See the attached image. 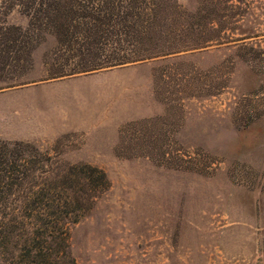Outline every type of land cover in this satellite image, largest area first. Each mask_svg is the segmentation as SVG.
<instances>
[{"label": "rangeland", "instance_id": "1", "mask_svg": "<svg viewBox=\"0 0 264 264\" xmlns=\"http://www.w3.org/2000/svg\"><path fill=\"white\" fill-rule=\"evenodd\" d=\"M52 1L0 0V264H264V0ZM175 5L219 31L171 50ZM56 6L148 56L52 74Z\"/></svg>", "mask_w": 264, "mask_h": 264}, {"label": "trees", "instance_id": "2", "mask_svg": "<svg viewBox=\"0 0 264 264\" xmlns=\"http://www.w3.org/2000/svg\"><path fill=\"white\" fill-rule=\"evenodd\" d=\"M48 5L49 6L56 5L55 0L48 3ZM58 11H59V7L58 6L54 7L55 14L47 22L48 25L50 24L49 26L51 27L54 26L56 30L54 33H49L50 35L53 36L55 42L57 44H61L62 46H64L63 48L65 47L70 48L77 44L80 45L85 44L87 47L78 49L76 55L74 54L75 50L70 48V50H68L69 51L68 56L62 57L63 63H61L62 64L61 69L53 72L52 74H55L57 76H62L65 74H72L75 72H81L88 69H96L104 66H110L128 61H134V60L142 59L145 56H148L147 54L142 55L139 53H135L134 56L120 55V52L123 51L122 45L124 44H121L122 41L120 42L119 40H112V42L110 43L111 44L110 47H108V45L105 46L106 42H103L104 39L102 40V38L104 37L103 32L100 30L94 31L92 29H89L91 26L99 27L101 25L96 18L91 19L92 21L91 23L88 21L84 22V24L86 25L88 24V26L90 27L87 29V31H84L83 33L80 32L76 34L68 29L65 30L63 29V27L66 28L68 26V28H70V26H72L71 24L73 23V20L71 18L67 19V17L63 18L61 15L57 14ZM136 13L137 12H134L133 10L128 11L127 17L124 20V22L128 23V25L126 24V27L128 28V32H131L129 34L133 37L140 38L139 33L141 32L138 31L139 30L138 28L142 26V24L141 25L139 24V26L137 27L135 24L130 23V20L135 16L140 21V18H143L142 16H144L145 18L146 14L140 15V13L139 14ZM155 17L156 14L154 15V17H152V19L150 17L144 20L143 22H145L146 24L145 26L146 27L153 26L155 23L154 21L156 19ZM165 17H166V25L170 30L167 34L162 35L161 41L166 39L169 41L170 44H173L174 47L171 48V50L173 51L181 50V46L177 45L179 44V42H183L187 38H195V37L200 38L202 32H204L205 30L212 32L219 31L218 28L214 27L213 20L214 18H216V16L214 15L211 9H204V8L197 9L195 7L192 14L190 15L189 13H187L186 8L182 7L181 5H175L172 11L169 12V15L167 14ZM161 19H163V17H161ZM58 28H60V30H57ZM132 29L137 32L133 31ZM146 32L148 37H150L149 34L153 35L152 32H148V31ZM43 38H45V36ZM203 40L200 43H196V45L200 46L199 44L202 43L204 44L206 40L205 41ZM74 58L77 59H75L76 61H74L73 67L69 69H63L64 67L66 68V66H69L71 64L68 63L70 62L69 60Z\"/></svg>", "mask_w": 264, "mask_h": 264}]
</instances>
